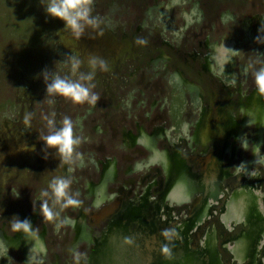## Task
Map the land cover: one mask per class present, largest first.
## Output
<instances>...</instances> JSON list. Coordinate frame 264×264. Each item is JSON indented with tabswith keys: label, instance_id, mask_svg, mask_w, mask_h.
Here are the masks:
<instances>
[{
	"label": "rangeland",
	"instance_id": "obj_1",
	"mask_svg": "<svg viewBox=\"0 0 264 264\" xmlns=\"http://www.w3.org/2000/svg\"><path fill=\"white\" fill-rule=\"evenodd\" d=\"M48 3L0 0V106L12 100V106L0 110V231L13 241L18 231L12 224L21 215H35L31 231L42 237L46 251L41 264H86L90 247L84 241L74 246L67 218H79L83 207L96 235L116 204L137 201L147 187L148 200L154 202L164 186L162 167L145 164L148 151L138 144L131 147L126 133L135 136L141 130L152 136L157 128L167 132L156 148L177 149L203 180L211 175L212 158L218 154L223 109L229 107L239 121L248 97L256 93L264 99L255 83V73L264 68V0H92L90 15L98 23L79 36L47 15ZM223 48L228 58L222 66L213 63L212 72L202 71L201 63ZM92 58L104 61L106 70L97 63L93 79H81L93 72ZM174 73L195 85L198 93L181 90ZM56 75L84 84L99 100L74 104L60 95L49 96L47 85ZM65 117L72 120L74 139L80 140L68 158L44 139L63 127ZM197 124L200 140L191 143L187 137ZM230 137L234 157L222 153L221 169L227 181L245 177L261 207L264 128L256 160L253 125L244 127L239 139ZM107 162L114 163L116 175L105 193L114 196L94 208L87 183L98 182ZM136 164L141 167L128 171ZM61 179L70 181L67 198L80 201L76 209L63 207L66 201L54 195L51 186ZM200 197L196 191L192 204L164 203V211L154 214L149 207L146 215L173 238L172 230L189 218ZM224 197L214 195L208 202L215 205ZM45 203L53 213L51 221L43 215ZM124 215L119 209L113 218L118 221ZM227 227L230 231L232 224ZM0 264H24L22 253L6 247L0 251Z\"/></svg>",
	"mask_w": 264,
	"mask_h": 264
},
{
	"label": "bare ground",
	"instance_id": "obj_2",
	"mask_svg": "<svg viewBox=\"0 0 264 264\" xmlns=\"http://www.w3.org/2000/svg\"><path fill=\"white\" fill-rule=\"evenodd\" d=\"M216 52L214 57H211L212 59L206 60L205 64L201 63L203 65L202 71L212 72L214 69L213 63L222 66L224 59L228 58V54L224 48L218 49ZM172 79L181 90L187 91L191 95L198 93V88L193 84L183 81L178 73H174ZM244 103L242 105V117L239 121L236 120L229 107L223 109L218 124L220 135L219 150L218 154L215 153L212 158V163H216V165H212L211 175L209 177L205 176L203 180L197 179V175L194 174L195 172H192L186 160L177 149L168 150L166 148L163 151H159L156 148L157 140L164 137V134L167 135V132H163L162 129L157 128L152 136L145 134L141 130L135 136L126 133L131 147L138 144L148 151V158L144 162L145 164H159L162 167L163 175L164 177L166 176V178H163L164 186L160 196L154 202L148 200L147 193L149 192V187L144 189L145 192L137 201L127 202V199L122 201L117 205V209L107 216L108 221L106 225L96 235H94L90 225L86 223V213L83 207H79V218L72 221H69V218H67V224L73 230V244L75 245L79 241H84L91 246L86 258V264H226L227 261L224 256L227 257L228 261H234V263L239 264V262L249 255L250 257L251 255L254 257V261L260 255V258H264V242L260 241L264 239V209H261L259 206L258 197L247 189L248 183L243 181L245 177H242L235 184L237 189L233 191L234 194L228 201L227 209L223 210L227 200L226 195L225 200L219 206L221 215L219 217H208L209 219L204 220L208 213L207 208H209L207 198L214 196L216 192L222 191L220 185L223 182V177H227L226 172H223L221 169L220 158L222 153L229 152V157L231 159L234 157L235 150L229 146L227 142L228 138L233 135L235 139H239L241 130L248 125H253L255 128L254 138L257 143L255 142L252 156H254V160L258 159V145L261 142V130L264 128V99L253 93V96L248 97ZM199 126L200 124H197L193 134L187 137L191 143L200 140L201 128ZM98 165H96L97 168H99ZM139 167H141L140 164H136V166L129 167L128 171L130 169H139ZM243 167L247 170L249 163L245 162ZM114 168V163H104L100 170L98 182L87 183V197L93 203L90 204L94 208H98L102 202L114 196H107L105 193L107 185L116 175V169ZM218 187L220 188L219 190L217 189ZM196 191L200 194L201 199L204 195L205 198L203 203L201 202V204L192 208L190 218L184 222L187 230L183 234H188L187 231L194 224L201 225L199 226L202 229L199 232L200 240L198 243H200L201 237L204 235L203 243L207 250L206 257L202 262L198 256L186 247L189 245L187 241H182L181 243V240L177 237L170 238L169 240L153 241L152 236L155 233L156 227L155 225L153 227V223L147 224L144 222L149 207H151L154 214H159L160 210L163 209L164 203H186L190 200L192 193ZM74 209L76 208L74 207ZM119 209L125 215L122 220L115 221L113 220V216ZM34 217L35 215H21L18 222H30L31 229L28 232H24L23 230L18 231L16 239L13 241L7 239L1 230L0 251H4L6 247L18 249L22 253L24 264H38L42 262L44 256L42 237L36 236L31 231ZM229 223L233 226L232 230H230L231 232H233L237 223L239 230L237 227V230L228 239L233 236L241 241L236 248L232 247L229 250L222 248L221 250L215 245L217 240H214L216 238H214V234L216 233L215 224L216 226L218 224L219 226L222 225L223 228V226L226 227ZM220 243L224 247L225 241ZM253 245H255V249L251 251ZM165 246L169 249L167 253L163 251ZM198 246L203 247L202 244H198ZM231 251L234 252V255L233 253L231 255ZM199 255L202 257L203 254ZM256 255L257 259H255ZM237 259L241 260L238 261ZM254 261H250L249 264H255L256 262Z\"/></svg>",
	"mask_w": 264,
	"mask_h": 264
},
{
	"label": "clouds",
	"instance_id": "obj_3",
	"mask_svg": "<svg viewBox=\"0 0 264 264\" xmlns=\"http://www.w3.org/2000/svg\"><path fill=\"white\" fill-rule=\"evenodd\" d=\"M91 5L92 0H49L46 7V13L48 16L58 18L65 24L66 29H70L74 34L79 36L82 34L86 27H95L98 23L96 18L91 17ZM143 43V41H141ZM93 67V72L87 77L81 75V79H87L91 81L94 77V70L97 63H99L102 70H106L104 61H98L97 58H92L89 61ZM80 64L76 62V67ZM255 83L259 88L261 95H264V68H261L255 73ZM94 87V85H93ZM47 93L49 96L60 95L67 99H70L74 104H82L87 101L90 104H95L99 100V96L94 93H90L89 87L76 81H71L65 78H61L56 75L50 84L47 85ZM49 124H54L52 120L48 121ZM45 143L49 147H58L62 156L68 158L71 156L74 146L79 145V138L73 137V123L69 117H65L63 120V127L59 131L54 132L46 136ZM80 155L79 153L77 154ZM239 171V169H237ZM70 181L63 179L55 182L51 187L53 193L58 200H65L63 207L79 206V200H73L67 198V189ZM42 212L46 220L51 221L54 219L52 211L48 208L47 204L42 205ZM31 229V224L28 221L24 223H13L12 230L28 232ZM167 236V231L164 233ZM163 251L167 253L169 249L165 246Z\"/></svg>",
	"mask_w": 264,
	"mask_h": 264
},
{
	"label": "flooded vegetation",
	"instance_id": "obj_4",
	"mask_svg": "<svg viewBox=\"0 0 264 264\" xmlns=\"http://www.w3.org/2000/svg\"><path fill=\"white\" fill-rule=\"evenodd\" d=\"M193 134V133H192ZM191 134V135H192ZM208 161V160H207ZM213 162V161H212ZM216 165V163H214L213 164V166H215ZM243 165V164H242ZM241 165V166H242ZM221 168H223V167H221ZM193 169V168H192ZM194 170V169H193ZM192 170V171H193ZM222 171L223 172H226V171H224V169H222ZM194 172V171H193ZM195 175H197V173H194ZM229 174V173H228ZM229 177H231L230 176V174H229ZM227 179V177H225L224 179H223V182H224V187H220L221 188V190L222 191H219V192H216V194L215 195H223V196H225L226 197V195H228V194H230L231 192H232V190L234 191V190H236L237 189V187H235V184H237L238 182L237 181H227L226 180ZM225 181H226V183H225ZM227 186H228V189H227ZM219 187L217 188L218 190L220 189ZM224 188H226L227 190H225ZM232 190H231V189ZM193 194V193H192ZM255 196H257V194H254ZM197 197V195L195 196V198ZM225 197H224V200H225ZM258 197V196H257ZM195 198H192V195H191V198H190V201H188V202H191L190 204H192L193 203V199H195ZM204 198H205V195L202 197V199L200 198V201L195 205V206H197V205H199V204H201V202L203 203V200H204ZM209 199L210 198H214V196H210V197H208ZM208 198H207V202H208ZM223 202V200L221 201V202H217L215 205H212L211 203H209V208H207L208 209V213H207V215H206V217H205V219L204 220H206L208 217H219L220 215H221V213H220V204ZM258 203H259V198H258ZM185 203H183V204H179V206L180 205H184ZM171 205H174L175 207H179V206H176V204L175 203H172ZM194 207V206H193ZM192 207V208H193ZM116 208H117V204H116ZM113 212V211H112ZM112 212H110V213H112ZM109 213V214H110ZM191 211H190V214H189V218H190V216H191ZM179 215V214H178ZM114 216H115V214H114ZM113 216V217H114ZM188 218V219H189ZM114 220V219H113ZM120 220H122V219H120ZM156 220L157 219H154V218H148L147 217V215L145 216V220H144V222L145 223H147V224H152L153 223V227H154V225H155V227H156V229H155V233H154V235L152 236V240L153 241H156V240H169L171 237L167 234V236H165L164 235V231H162V230H160L161 229V226L160 225H157V223H156ZM68 221V220H67ZM67 221H65L66 223H67ZM69 221H72L71 219H69ZM107 221H108V219L105 221V225H106V223H107ZM187 221V219L184 221V222H186ZM184 222L180 225V226H177L174 230H172L173 231V233H174V235L172 236V237H177L179 240H181V243H182V241H187V242H189V248L190 249H192V250H196V249H198V242H199V240H200V235H199V232H200V230L202 229V228H200L197 224H194L188 231H187V233L188 234H183L184 233V231H186L187 229H186V226H185V224H184ZM228 225V224H227ZM226 225V226H227ZM215 227H217L216 226V224H215ZM200 228V229H199ZM232 228H233V226H232ZM232 228H231V230H232ZM96 230V229H95ZM226 230H227V227H224L223 226V228H222V226L220 227V228H218V233H219V240H220V242H224V241H226L227 239H228V237L230 236L231 237V235H232V233L235 231V230H237V228H236V226H235V229L233 230V232H231V231H227L226 232ZM238 230H239V226H238ZM98 233L97 234H99V232H100V230H98L97 231ZM191 233H196V234H198V236H199V239H198V237H197V235L195 234V236H194V240H192L191 239ZM161 235H163V236H161ZM16 238H14V240H15ZM72 239V238H71ZM76 245V244H75ZM74 245V246H75ZM193 246V247H191V246ZM89 247H90V249H91V246L90 245H88ZM42 248L44 249V256H43V260H42V262H40V263H38V264H41V263H43V261L45 260V256H46V251H45V245H44V243H42ZM14 249V248H13ZM89 252V251H88ZM224 258H225V260H227V257H225L224 256ZM23 260V259H22ZM23 263H24V260H23ZM85 263H86V259H85ZM230 263H234V261L233 262H230ZM230 263H226V264H230Z\"/></svg>",
	"mask_w": 264,
	"mask_h": 264
},
{
	"label": "water",
	"instance_id": "obj_5",
	"mask_svg": "<svg viewBox=\"0 0 264 264\" xmlns=\"http://www.w3.org/2000/svg\"><path fill=\"white\" fill-rule=\"evenodd\" d=\"M164 178H166V176L164 177ZM225 178V176L223 177V179ZM233 194H234V192L232 191L230 194H228L227 195V200H226V204L224 205V208H223V210L224 209H227V204H228V201L230 200V197H232L233 196ZM176 206H179V204H176ZM261 209H264V203L261 205ZM219 224H220V222H219ZM219 224L217 225V227H216V229H215V234H214V240H216V242H215V245L218 247V248H220L221 250H222V248H225V249H227V250H229L230 248H236V246L238 245V244H240V241L241 240H239L238 238H236V237H233L232 236V238H230V239H228V240H226L225 241V243H224V247H222L221 246V243H220V240H219V233H218V228H220L221 226H219ZM227 227V226H226ZM238 227V223L236 224V228ZM227 229H228V227H227ZM228 230H226V232H227ZM209 233H210V231H209ZM239 240V241H238ZM230 243V244H229ZM198 244H202L203 245V247L201 248V247H199L198 246V248H200V249H196V251H194V250H192V249H190L188 246L189 245H187L186 247L187 248H189L191 251H192V253H194L196 256H198V258H199V260L202 262L203 261V259H205V257H206V252H207V250H206V247H204V243H203V239H201V241H200V243H198ZM191 246V245H190ZM194 246V245H193ZM193 246H191V247H193ZM255 249V245H253L252 246V250L251 251H253ZM224 251V250H223ZM225 252V251H224ZM226 253V252H225ZM232 253H233V255H234V252L233 251H231V255H232ZM198 254V255H197ZM199 254H203L202 255V257L199 255ZM216 255L218 256V254L216 253ZM208 256V255H207ZM209 257V256H208ZM256 258L255 259H257V255L255 256ZM260 257H261V255H260ZM258 258L257 260H255L254 261V257H252V255H251V257H250V255L248 256V257H246L244 260H242L241 262H239V264H249V262L250 261H254V262H256L255 264H264V258ZM238 261L239 260H241V259H237ZM228 263H230L231 261H228V260H226ZM174 264H177V263H174ZM230 264H236V263H230ZM254 264V263H253Z\"/></svg>",
	"mask_w": 264,
	"mask_h": 264
},
{
	"label": "trees",
	"instance_id": "obj_6",
	"mask_svg": "<svg viewBox=\"0 0 264 264\" xmlns=\"http://www.w3.org/2000/svg\"><path fill=\"white\" fill-rule=\"evenodd\" d=\"M25 17H26V16H25ZM25 17H24V18H25ZM22 18H23V17H22ZM18 24H19L20 28H22V31H24V30H23V29H24V27H23V21L20 20ZM19 30H20V29H19ZM6 104H7L8 106H12V100H9L8 102H6ZM6 104H5V106H6ZM5 106H4V105L0 106V110H3Z\"/></svg>",
	"mask_w": 264,
	"mask_h": 264
}]
</instances>
